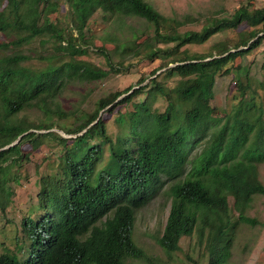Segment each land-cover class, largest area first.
Returning a JSON list of instances; mask_svg holds the SVG:
<instances>
[{
  "label": "trees",
  "instance_id": "16d2710c",
  "mask_svg": "<svg viewBox=\"0 0 264 264\" xmlns=\"http://www.w3.org/2000/svg\"><path fill=\"white\" fill-rule=\"evenodd\" d=\"M0 35V212L30 173L37 188L17 214L12 246L0 243V264L142 260L136 211L164 177L170 208L157 237L162 250L170 255L195 238L201 264H230L237 226L252 223L245 213L264 196L257 173L264 106L256 91L263 84L250 65L235 64L264 40V5L246 0L201 24L146 0H0ZM217 35L206 53L189 51ZM134 67L136 87L100 95L92 111L63 108L72 84ZM227 76L231 105L220 119L211 101ZM32 109L41 114L35 121L23 115ZM195 142L202 147L190 157Z\"/></svg>",
  "mask_w": 264,
  "mask_h": 264
},
{
  "label": "rangeland",
  "instance_id": "374dc122",
  "mask_svg": "<svg viewBox=\"0 0 264 264\" xmlns=\"http://www.w3.org/2000/svg\"><path fill=\"white\" fill-rule=\"evenodd\" d=\"M155 9L169 17H181L183 15H193L200 19L203 24L208 17L224 16L237 8L246 0H146ZM264 5V0H254V7L260 8ZM228 13H226L225 11ZM97 27H102L103 19L100 13L94 16ZM197 26H188L185 29H197ZM0 35V41H2ZM222 39V36H215L207 43L201 46H190L191 53H206L211 44ZM109 47V46H108ZM264 40L258 47L255 54H250L247 58L236 59L235 64H241L247 67L250 65V74L262 82V86L258 83L256 87L258 100L264 106ZM102 58L94 57V62L101 67L107 68L103 64ZM253 63V64H251ZM263 67V68H262ZM125 72V71H124ZM131 74L110 76L105 81L83 82L72 84L65 91L61 100L63 108L66 111H92L95 100L100 95L107 94L111 91H123L129 85H132L140 76L138 68L134 67ZM127 76V77H126ZM231 76L218 78L215 84L214 97L211 101L213 115L222 119L228 106L231 103L227 98V91L231 83ZM133 84L132 86H134ZM136 87V86H134ZM229 100L231 98L229 97ZM155 107L160 110L164 107L162 100H155ZM28 120L35 121L40 118V112L36 109L26 111L23 114ZM105 117V116H104ZM108 125L112 131V119L108 116ZM60 133V132H59ZM64 136V134H63ZM192 145V146H191ZM188 147V154L193 157L201 150V142H195ZM30 146H24L23 152H28ZM187 150V149H186ZM258 178L264 184V161L258 164ZM31 176V177H30ZM28 181H22V186L15 187V196L13 203L5 209L4 213L0 212V243H5L6 247L12 246L13 234L15 233V225L19 223L18 212L22 208L28 207L29 190H37L35 187L36 177L29 174ZM168 179L164 177L154 197L142 208L136 211L134 221V241L136 245L142 249L145 258L142 260H129L127 264H201L198 260V252H194L196 240H191L190 246L186 240L182 242V250L170 255L166 254L157 243V237L162 234V230L169 213L170 202L167 197L169 184L166 185ZM29 189V190H28ZM232 206V201H230ZM245 216L252 220L251 224L240 223L237 226L234 236L233 247L231 250L230 264H264V196H255L250 208L246 211Z\"/></svg>",
  "mask_w": 264,
  "mask_h": 264
}]
</instances>
